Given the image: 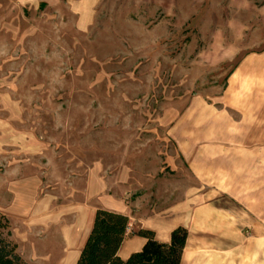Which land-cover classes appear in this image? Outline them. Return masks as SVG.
I'll list each match as a JSON object with an SVG mask.
<instances>
[{"label":"rangeland","instance_id":"obj_1","mask_svg":"<svg viewBox=\"0 0 264 264\" xmlns=\"http://www.w3.org/2000/svg\"><path fill=\"white\" fill-rule=\"evenodd\" d=\"M263 6L0 0L7 151L21 147L19 138L49 141L54 160L30 159L52 180L66 168L59 155L115 148L161 155L164 190L170 182L180 196L209 189L212 202L241 214L244 247L264 264V50L247 42L262 27L240 23ZM27 247L18 248L26 264L46 263Z\"/></svg>","mask_w":264,"mask_h":264},{"label":"crops","instance_id":"obj_2","mask_svg":"<svg viewBox=\"0 0 264 264\" xmlns=\"http://www.w3.org/2000/svg\"><path fill=\"white\" fill-rule=\"evenodd\" d=\"M257 11L254 19L240 23L262 27L250 30L247 41L259 51L264 50V6ZM19 140L21 147L7 151L8 141L0 136V212L9 218L18 248L30 247V257L42 258L44 264H75L96 209L104 208L128 216L118 250L122 259L143 247L146 240L138 234L140 229H150L157 240L168 242L171 231L182 225L188 237L180 264H258V251L244 247L241 214L212 202L209 189L196 197L193 189H184L180 196V188L170 182L164 190L168 180L161 155L143 148L59 155L57 161H64L66 168L55 171L52 180L50 174L44 178V164L30 159L54 160L51 143L37 137Z\"/></svg>","mask_w":264,"mask_h":264},{"label":"trees","instance_id":"obj_3","mask_svg":"<svg viewBox=\"0 0 264 264\" xmlns=\"http://www.w3.org/2000/svg\"><path fill=\"white\" fill-rule=\"evenodd\" d=\"M127 224V215L97 208L91 230L75 264H180L188 237L186 227L180 225L174 228L168 242L157 240L150 229H140L138 234L146 240L143 247L122 259L118 250ZM0 264H26L12 237L10 220L1 212Z\"/></svg>","mask_w":264,"mask_h":264}]
</instances>
